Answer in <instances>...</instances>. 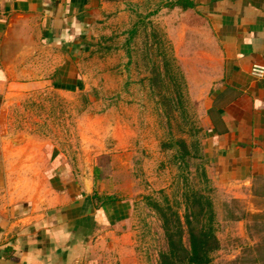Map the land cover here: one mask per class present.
<instances>
[{"label": "crops", "instance_id": "crops-1", "mask_svg": "<svg viewBox=\"0 0 264 264\" xmlns=\"http://www.w3.org/2000/svg\"><path fill=\"white\" fill-rule=\"evenodd\" d=\"M190 1L194 8L171 12L203 20L214 53L201 86L206 155L216 180L238 198L252 195L261 211L264 75L252 68L264 67V0ZM110 9L105 0H0V264L122 260L107 237L132 220V200L114 197L127 189L128 161L115 156L99 174L76 172L56 146L12 134L5 124L13 95L83 87L82 56Z\"/></svg>", "mask_w": 264, "mask_h": 264}, {"label": "rangeland", "instance_id": "rangeland-1", "mask_svg": "<svg viewBox=\"0 0 264 264\" xmlns=\"http://www.w3.org/2000/svg\"><path fill=\"white\" fill-rule=\"evenodd\" d=\"M175 1L105 0L111 11L82 56L83 87L42 86L11 96L7 130L50 142L76 172L99 174L115 156L128 161L127 189L114 197L132 200V220L107 237L110 249L123 254L117 264H159L168 246L150 202L168 204L183 217L190 192L214 205L221 247L211 264H264V204L257 211L252 195L238 198L222 186L205 152L201 86L205 64L213 62L207 25L195 13L165 8ZM175 40H181L178 51ZM164 59L169 74L153 84Z\"/></svg>", "mask_w": 264, "mask_h": 264}, {"label": "trees", "instance_id": "trees-1", "mask_svg": "<svg viewBox=\"0 0 264 264\" xmlns=\"http://www.w3.org/2000/svg\"><path fill=\"white\" fill-rule=\"evenodd\" d=\"M183 10L195 7L190 0L169 2L165 8ZM170 62L164 59L163 73L161 67L154 69L157 78H152L153 84L166 76L170 70ZM167 77V76H166ZM165 77V78H166ZM183 148L186 144L181 142ZM186 151V148H185ZM187 152V151H186ZM168 202V200H167ZM158 214L167 240V251L159 256V264H211L213 255L220 250L221 244L216 230V213L212 200L200 192L185 194V214L167 204L150 202ZM187 238V241L185 239Z\"/></svg>", "mask_w": 264, "mask_h": 264}, {"label": "built area", "instance_id": "built-area-1", "mask_svg": "<svg viewBox=\"0 0 264 264\" xmlns=\"http://www.w3.org/2000/svg\"><path fill=\"white\" fill-rule=\"evenodd\" d=\"M252 74L255 77H261L264 75V67L263 66H254L252 68Z\"/></svg>", "mask_w": 264, "mask_h": 264}]
</instances>
